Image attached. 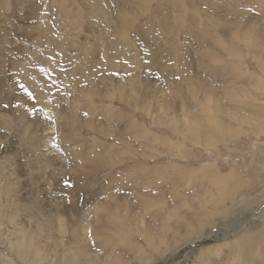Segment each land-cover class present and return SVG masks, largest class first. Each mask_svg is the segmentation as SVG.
<instances>
[{"label": "rangeland", "instance_id": "rangeland-1", "mask_svg": "<svg viewBox=\"0 0 264 264\" xmlns=\"http://www.w3.org/2000/svg\"><path fill=\"white\" fill-rule=\"evenodd\" d=\"M132 1L0 0V90L7 84L12 87L10 93L6 91V95L10 94V101L0 103L4 110L0 114V264H4L3 260L16 264H34L31 257L22 263L13 250L15 247L23 250L39 248V264H65L67 253L73 251H81L78 263L82 264H137V261L139 264H232L230 252L225 256L226 246L221 250L220 244L194 249V239L205 238L206 234L212 232L211 226L198 223L196 227H186L185 222L181 221L180 225L184 227L180 230L179 238L165 241L169 245L164 244L162 249L147 243L137 232L148 228L153 236L158 235L161 231L159 218L164 209L177 203L175 192L179 191L181 197L183 189L186 190L185 197L192 201V193L206 188L203 177L209 170L216 169L221 177L237 170L244 180L251 181V186L239 194V201L236 199L234 210H228L231 214L216 218L212 227L215 228L218 222L229 226L234 218L232 214L246 223L248 214L242 210L240 200L250 196H262L264 199V130L258 131V137L255 134L239 135V138L228 139L226 144L221 141L195 146L185 142L179 130L171 129L178 108L169 109L165 113L161 111L168 108L166 102L168 93L172 92V79H179L184 85L189 73L192 75L182 68L183 62L178 57L171 55V49H191L192 54L186 56V62L191 68L192 65L199 67V57L204 55L198 48L200 42L206 39V47L215 49L207 50L206 57L201 61L203 64L208 63L213 56L220 57L227 53L223 49V46H227L229 53L238 57L226 59L227 63L222 66L238 62L254 78L262 79L258 64L264 63V0H157L156 3L155 0H148L147 11L141 17L136 16ZM120 10L121 15L128 18L126 24L116 18ZM90 20L100 22L97 32L89 24ZM215 22L224 25L225 35H215ZM47 27L55 38L50 45L44 40L48 35ZM63 28H68L71 35L63 36L59 31ZM71 38L79 42L74 43V49L80 52L85 49L86 54L98 55L99 64L97 69L94 68L95 72L89 69L84 74L79 70L81 75L76 76L72 66L75 54L71 50L67 51L62 43ZM226 40L228 45L223 43ZM248 41L251 44L244 46ZM235 43H239L237 47ZM46 50L54 52V62L51 61L54 66L43 65L53 56L46 58L47 61L37 62L41 52ZM248 50H252L250 55L253 59L248 57ZM79 51L75 50L76 53ZM165 56L173 59L170 64L173 75L165 74ZM84 57L90 61L87 56ZM154 58L155 67L151 64ZM11 59L19 64L13 69L9 63ZM105 65L117 69V72L110 76L112 71L109 67L105 70ZM179 67L180 71H177ZM7 72L12 83L3 80ZM237 72H241L239 68L229 67L227 76L223 77L227 85L225 89L228 90L225 93V104H237L240 109L239 100L235 98L241 96L244 84L233 80ZM66 75L74 81L69 82ZM113 76L116 79L111 78ZM24 78L31 79L29 85ZM41 80L45 84L43 95L35 88L42 86ZM104 80L115 84L107 87L111 94L119 92L120 86L130 90L129 85L135 84L137 80V88H133L137 94L131 96L132 93L128 92V98L119 95L111 98L99 94L95 90V82L103 83ZM261 91L264 93V90ZM174 98L179 99V96ZM140 102H144L142 108ZM261 105L264 106L262 102ZM16 107L21 108L22 112ZM195 109L193 107L190 111ZM152 112L155 113L148 114ZM179 112L182 114L184 108ZM200 116L203 117L202 113ZM4 120L7 121L5 125ZM252 120L258 122L257 119ZM90 121L98 129L90 127ZM113 129L117 135L108 134ZM123 129L130 130L127 138L134 145L132 149H128L120 140ZM145 134L148 139H144ZM212 135L217 137L216 133ZM153 136H158L163 142L170 141V145L183 147L184 143L190 156L183 160L163 151L156 155L158 157H144L143 152L147 154L161 150L151 143ZM207 137L201 138L207 140ZM112 149L114 153L120 152L127 157L119 165L110 166L115 173L97 172L88 177L73 175L84 166H92L100 158H107ZM41 159L43 162L39 165ZM116 161L113 160V163ZM166 168L170 170L163 177L161 173ZM185 168L190 172L188 175L195 173L197 178L192 175L188 179L176 180L174 177L185 171ZM143 170L150 172L149 190L156 189L153 195L155 200L151 199L148 211L140 204V191H146L147 185L141 184L137 188L126 186L128 181L144 177ZM90 196L95 200L89 201L92 198ZM119 203L122 210L131 203L137 207L132 210L133 216L139 218L132 220L136 231L128 237V241L142 250L141 254H128L122 244L113 248L111 244L102 242L104 238L99 236L102 234L99 233V212L96 209L119 206ZM194 203V212L202 213L198 199ZM184 211L181 210V215H187ZM145 212L148 213L144 215ZM49 214L61 220L67 233L59 232L55 225L52 229L40 225L42 220L49 219ZM176 218L179 219V216L176 215ZM261 222H264V217ZM194 229L198 231L193 235L194 239L185 240L182 233L185 231L190 236ZM244 236L239 239L240 245L246 242L244 238H252L254 244L250 245V250L257 254L259 245L263 257L264 239H261V234L245 232ZM234 246L235 251L240 247ZM183 248L186 257L169 263L168 258L178 256L177 252ZM189 248H192L191 252ZM211 252L213 254H209ZM239 263L243 264L234 261V264Z\"/></svg>", "mask_w": 264, "mask_h": 264}, {"label": "bare ground", "instance_id": "bare-ground-1", "mask_svg": "<svg viewBox=\"0 0 264 264\" xmlns=\"http://www.w3.org/2000/svg\"><path fill=\"white\" fill-rule=\"evenodd\" d=\"M156 1L157 0H155L154 3H156ZM131 3L133 4V8H135L136 16L141 17V16L145 15V13L147 11L148 3H149L148 0H133ZM116 18L123 20L125 22V24L128 22L127 16L121 15V10H120L119 14L116 16ZM217 20H219V19H217ZM99 23L100 22H97L94 20L89 21V24L93 27L95 32H97L100 29ZM213 26L215 27V30H216L215 35H218V36L225 35L224 25L220 24L219 22H215ZM43 30L44 29H40V31H43ZM38 31H39V28H38ZM59 31L62 33L63 36L71 35L68 28L67 29L63 28ZM256 31L257 30L255 28V32ZM46 33L48 35L45 36L44 40L47 41L48 42L47 44H49V45L53 44V41L55 38H54L53 34H50L48 27L46 29ZM40 36H42V34H40ZM62 43L64 44V47L67 51L71 50L75 54L74 55L75 60L72 61V66H73V71L75 72L76 76L80 77L81 74H80L79 70H82L84 72V71H89V69H94V68L97 69V66L99 64V61H98L99 57L96 53L89 55L88 52L86 54L85 49L82 52H80L77 48L74 49V47H76L75 44L79 43L77 41H74V38L67 39L66 41H63ZM207 43H208V41L206 39L204 41L200 42V47L198 48V50L204 56L199 57L200 62L197 64V65H199V67L196 65H192V68H191V65L186 62V59H187L186 56L192 54L191 49H187V50L171 49V55H175L176 57H178V60L183 62V64H181L182 68L186 70V73L188 71H190L192 73V75H190V73H189V76H187L185 79L184 85L181 84V81L179 79H177V80L175 78L172 79V81H173V84L171 85L172 86L171 87L172 92L168 93L169 95L167 97V102H166L168 108L162 109L161 111L163 113H165L169 109L178 108L177 109V116L174 118V120L172 122V124L174 126H172L171 129L172 130H174V129L179 130L181 132L183 138H184V141L190 142V143H192V145H195V146H201L204 143H210V142L213 143V142H221V141H223L222 144H226L228 139L234 138V137L239 138V135L240 136H245V135L247 136V135L255 134V136L258 137L259 136L258 131L264 130V106L261 105V102L264 104V93L261 91V90H264V63L258 64V67L263 74L261 80H258V78H254L252 75H250L245 69H243L241 64H239L238 62H235V63L232 62V63H228L225 66H222L221 64L227 63L226 59H233V58L238 57L236 55H232L231 53H229V48L227 46H223V49H225V51H227V53L223 54L220 57L213 56L210 58L208 63L203 64L201 61L206 57L207 50L208 49H210V50L215 49L214 47H210V48L206 47ZM223 43L225 45H228L227 40H226V42L224 41ZM238 44L235 43L236 47ZM247 44H251L250 41L246 42L244 44V46H246ZM13 45L17 46L16 43H14ZM12 50H15V49H12ZM20 50L22 52V48ZM75 50L79 51V52L76 53ZM234 51L235 50H233L231 52H234ZM251 51L248 50V57L250 56V58L253 59V56L250 55ZM9 52H11V51H9ZM13 53H14V51H13ZM41 53L42 54L38 58L37 62L41 61V60L47 61L46 58H49V57L54 55V52L49 51V50L43 51ZM9 54H11V53H9ZM84 56H87L90 59V61L88 59L85 60ZM82 57H84V58H83V61L81 63ZM240 57H241V55H240ZM10 58H11V56H10ZM53 58H54V56L50 60H48V62H45V64H43V65L54 66V65H51V61L54 62ZM164 58H165V61L163 64V68L165 69V74L166 73L168 75H169V73L172 74L173 73L172 72L173 67L171 68L170 64H171L173 59L171 57H167V56H165ZM155 61H156V58L151 60V64L153 65V67H155L154 66ZM21 62H23V61H21ZM9 63L11 65L10 68H12V69H13V67H17L19 65L18 61L14 60V59H11V61ZM32 65H35V64H31V66ZM22 66H23V64H22ZM106 67H109V66L105 65L104 66L105 70L109 69L110 72L111 71L113 72V73L111 72L110 76H112L114 73L117 72V69H114L111 66L108 69H106ZM229 67H233V68L236 67V68H239L241 71V72L236 73V78H234L233 80H235L238 83L244 84V86L241 85L242 87H244L241 90V93H242L241 96L239 98H235V99L239 100V103L241 105L239 107L243 111L245 110V112L238 109L237 104L235 105L236 107L232 104H225L226 103L225 99L227 100L225 93H228V90L225 89V87L227 85H226V81L224 80L225 78H223V77L227 76ZM38 69L40 70L41 68H38ZM50 69H51V67H50ZM96 69H94V72L96 71ZM143 71H146V69H144ZM177 71H180V67H179V70H177ZM28 72H29V69H28ZM33 72H34V70H33ZM41 72H44V71H41ZM30 73H29V75H30ZM48 73H51V72L48 71ZM33 74H35V72ZM39 74H41V73H39ZM70 74H72V73H70ZM84 74H86V72H84ZM67 75H66V79L69 82H73L74 80L71 79ZM172 75H171V77H173ZM176 75H177V73H176ZM9 76H10V74H9ZM23 76H24V74H23ZM44 76L47 77L46 73ZM32 78H34V77H32ZM106 78H108V77H106ZM111 78L116 79V76H113ZM136 78H139V77H136ZM24 79H26L24 81H26V83H28V85H29L30 84L29 81L31 79L30 78H29L30 80H28L27 78H24ZM183 79H184V77H183ZM3 80L8 82V83L11 82V79L8 77V72H7V74H5V77ZM228 80L229 79H227V81ZM217 81H219V82H217ZM228 82H231V81H228ZM136 83H137V80H135V84ZM41 84H42V86L38 85V88L37 87H35V88L39 94L43 95L42 90H44L45 84L43 85V81ZM101 84H103V85H101ZM135 84L132 83L131 85H129L130 90H128L127 87L120 86L118 89L119 92H114L113 94H111L108 92L107 87L108 86L113 87V85H115V84L112 82L104 80L103 83L95 82V90L99 94H103L104 96H108L111 98L116 97L118 95L121 98L122 97L128 98L130 96L129 95L128 97H126V94L128 92L132 93L131 96H134L137 94L135 92V90L133 89V88H137V86ZM8 85L10 86V84H7V86ZM179 85H180V87H179ZM233 85H236V84H233ZM7 86L4 89L2 88V90H0V103L1 104H2V102L8 103L10 101V94L6 95V91H9V93H10L12 91V87L10 86L8 88ZM34 86H36V84ZM184 86H186V87L190 86V87H187V89H185V88H183ZM18 87H19V85H18ZM31 87L34 90L33 85H31ZM238 88H239V86H238ZM34 91H33V93H34ZM230 91H233V90H230ZM236 91L238 92V90H236ZM4 93L7 97L5 95H3ZM175 96H177V97L179 96V99H175L174 98ZM175 100H177V101H175ZM16 101H18V100H16ZM23 101H24V99H22V102ZM122 102H125V100H122ZM143 103L142 102L139 103L141 108H142ZM75 105H77V104H75ZM132 105H134V104L132 103ZM19 107L18 108L16 107V109L21 110V108H19ZM182 107L184 108V112H182V114H180L179 111H181ZM193 107H196L197 109H195L194 111L193 110L190 111V109ZM2 111H4V110L0 106V114ZM21 112H22V110H21ZM175 112H176V110H175ZM154 113L155 112L148 113V114L153 115ZM201 113H202L203 117L200 116ZM185 116L188 117L189 119L186 118ZM254 117H257V118H254ZM252 119H257L258 122H256V120H252ZM5 122H7V121L4 120L3 125H5ZM163 124L170 126V124L168 122H164ZM89 125H90V127L95 126L93 121H90ZM1 128L3 129V127H1ZM93 128L98 129V127H93ZM121 132L122 133L120 134V136H121L120 140L123 141L124 145L129 147L128 149H130V148L132 149L134 145L131 142H129V140L127 138V135L130 132V130L123 129ZM212 133H216L217 137L215 138L212 135ZM108 134L117 135L115 129H113ZM146 136H148V135L145 134L144 139H148V137H146ZM202 136H206V137L208 136L207 137L208 139L207 140H206V138L202 139L201 138ZM160 139L161 138H159L158 136H153V138L150 139V141L153 145H155L156 147L161 149L160 151H155L153 153H147V154H145L143 152L142 155H144V157L154 158V157H158L156 155L159 152L165 151V154H171V155H173L172 157L183 158V160H184V158H187L186 156H188V157L190 156L189 150L187 149V146L184 145V143L182 144L183 147H179L178 145H170L169 144L170 141L164 140V142H163ZM209 151L211 152L212 150H209ZM108 154H109V156L107 158H104V159L100 158L92 166H84L82 170H78L77 173L73 174V175L74 176L88 177V176H92V175L97 174V172H106L108 174L115 173V171H113L110 168V166L111 165H119L120 161L121 162L125 161L127 159V157L120 152L114 153V149L110 150ZM115 159H117V161L113 163V160H115ZM42 162L43 161L41 159V161L38 164L40 165V164H42ZM111 163H113V164H111ZM213 168H214V166H213ZM169 170H170L169 168L163 169L162 173H161L162 176L165 177ZM185 171H186V168H185ZM185 171L179 172V174H177V176L174 175L175 176L174 178H176V180H178L181 178L188 179L192 175L196 176L195 173H191V175H188V174H190V172H187V171L185 172ZM142 173L144 174V177H141L138 179H133V180L129 179L131 181L127 180L128 184H126V186L128 185L129 187L137 188V187H140L141 184L143 186L147 185V187L145 189L146 191H140V195L142 196V199L140 200V204H141L143 209L148 211V209L150 207L149 205H150L151 199L155 200V198H153V195L155 194L156 189L149 190L148 176L150 177V172L143 170ZM69 174H71V173H69ZM83 177H79V178H83ZM195 178H197V176ZM203 178L206 180L204 183L206 188L204 189V191H195L194 193H192L191 194L192 198H190V199H192V201L188 200V198L185 197L186 190H184L183 188H182L183 191L181 192L183 194L181 197H183V198H181L180 194H178L179 191L175 192V195L178 196L177 203L173 204V205H168L167 209H164L162 216L159 218L160 225H161V231H159L158 235L153 236L152 232L148 228L145 229L144 231L143 230L138 231L137 234H140V236L143 239H145L146 242L149 243L150 245L156 246L158 249H162L164 244H165V246L169 245L166 242L171 241V239L173 240L174 238H179L180 230L182 227H184V225L181 227V225H180L181 221L185 222V224L187 225L186 227H196V225L198 223H199V225H208V226H211L212 232L206 234L205 238L203 237V239L202 238L199 239L197 237L196 239H194L193 235L196 232H198L195 229L190 234V236L186 235V233L184 231L182 233L183 238L187 241H189L191 238L194 239L195 241L192 243V245H194V249H197V250H200L201 248L213 247L216 244H220V247H219L220 250L225 249V246L228 247L225 250V256L228 255V253L230 252V254L232 255L231 258L233 260L232 264H234L235 260H238L239 262H241L243 264H264V256L262 257L260 255L259 245H257V247H258L256 250L257 254L254 253L252 250H250V245L254 244L252 238H250V237L244 238L243 240L246 239V242L241 243V245H240V240H239L240 237H245L244 236L245 232H251L253 234L259 232L261 234V239H264V236H263V234H264V222H261V219L264 217V199H263V197L262 196H257V197L250 196V198L246 197V198H243L242 201L240 200L242 210L246 211V214H248L249 222H248V220L247 221L245 220L246 223H243V222H241L242 218L238 217L236 214L235 215L232 214L234 216V218H233V221H231L229 226L224 225V223L221 224V222H218V223H216V226L214 228V227H212L213 221L220 216H229L231 214V212L228 210H234V207H235L234 203H235L236 199L239 201V198H238L239 194H241V192H243V190L245 188L251 186L250 185L251 181L249 182L248 180H244L243 177L240 176V174L237 170H235V171L232 170L225 177H221L218 175V172L216 171V169H213V170H209L208 172H205ZM171 181H173V180H171ZM175 182H177V181H175ZM169 183H171V182L169 181ZM175 185H176V183H175ZM177 185H179V184H177ZM174 190H176V189H174ZM78 194L79 195H77V196L80 198L81 195H80V193H78ZM151 195H152V198H151ZM202 196H203V198H202ZM90 197H92V198H90L89 201L92 202L95 200V198H93V196H90ZM197 199H198V202H200V204H201L200 208L202 210V213H195L194 212V209H195L194 201H196ZM256 199L258 201H255ZM135 208H137V207L131 203L128 206H125L124 209L122 210L120 203H119V206H117V205L105 206V207H102L101 209H96L99 212L98 213L99 219L97 222L99 224V227H98L99 233L102 234L99 236L104 238V240L102 239V242H106L109 245L111 244V246L113 248L120 247V245L122 244V247L127 250L128 254H132V253H136V252L138 254H141V252H143L142 250L138 249L136 245H133L130 243V241H128V237H131L134 234V232L136 231V229H133L132 220L139 219L138 217L136 219L133 216L132 210ZM184 209H185L184 212H186L187 215H181V210H184ZM121 211H123V212H121ZM136 211H137V209H136ZM225 211H227V212H225ZM104 212H107V214L105 215ZM140 212H139V215L141 216ZM142 212H144V211L142 210ZM190 212H192V214H190ZM146 213H148V212H145L144 215ZM242 214H244V212H242ZM176 215L179 216V219L176 218ZM48 216H49V219L42 220V222L40 224L42 227L52 229L53 226L55 225V226H58L56 229L59 232L67 233V230L63 226L61 220H59L58 218H56V216H53L51 214H49ZM261 223H263V224L261 225ZM260 226L262 228H260ZM65 237H67V236H64V238ZM73 241H75V240L73 239ZM224 242H227V244L222 245V243H224ZM234 245L240 246L237 251L234 250L235 249ZM184 248L181 250L178 249L179 250L177 252V254H179L178 256L176 255V256L169 257L168 258L169 263H171L172 261L173 262L176 261L178 258L184 257L185 256ZM216 248H214V249H216ZM13 250L16 252V254L18 255V258L20 259V261L22 263L28 257H31L33 259L34 264L35 263L39 264V262H40V252H39L40 249L39 248H28L27 250H23L20 247H15ZM188 250L191 252L192 248H189ZM187 253H188V251H187ZM209 254H213V253L211 252ZM80 256H81V251L68 252L65 264H82V263H78V259ZM95 257L97 258L98 255L96 254ZM143 259L146 260L145 257H143ZM251 259L256 260V261L261 260V262L256 263V262H253ZM2 262L4 264H16L15 262L10 261V260H3ZM94 262H95V260H94ZM146 262H148V261H146ZM114 264H116V263L114 262ZM137 264H139L138 261H137ZM211 264H215V263L211 262Z\"/></svg>", "mask_w": 264, "mask_h": 264}]
</instances>
